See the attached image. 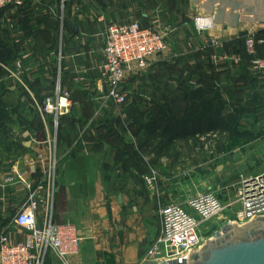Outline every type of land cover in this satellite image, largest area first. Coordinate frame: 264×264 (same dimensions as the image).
<instances>
[{"label":"crops","instance_id":"1","mask_svg":"<svg viewBox=\"0 0 264 264\" xmlns=\"http://www.w3.org/2000/svg\"><path fill=\"white\" fill-rule=\"evenodd\" d=\"M101 2L98 4L95 0H26L24 8L4 9L0 16V53L10 47L7 46L8 41L12 43L11 51L20 49V57L13 55V67L15 68L17 60L22 61L19 69L22 82L25 85L27 83L40 96L50 93L51 87L54 88L57 83L70 93L72 106L61 119L64 120L63 117L71 112L75 116L63 123L62 139L58 137L57 132L56 134L58 141L67 140L68 136H73V140L59 157L57 189L53 201L55 221L73 222L81 237L80 252L69 255L67 264H138L158 233V208L166 202L162 196L159 197V193H148L142 180L143 173L136 167L132 166L129 171L124 172L118 164L114 165L116 149L130 152L124 146V136L130 141L133 137L124 127L129 117L123 115L121 119H117L119 116L113 113L111 106L104 103L106 86L100 78L98 66L102 61V33L105 27L111 21L138 20L143 27L161 29L165 33L168 48L152 56L145 71L138 75H129L123 82L130 95L132 92H138L139 98L134 99L133 96L127 106L130 110L135 104L145 111L144 119L141 120L143 123L149 115L147 105L156 101L163 102L162 94L168 88L173 90L179 83L166 76L168 79L165 78L163 85L164 89H167H160L157 91V97L152 99L149 94L154 92V85L150 80L165 76L164 65L178 59L183 60L192 69L211 67L215 74L211 75L209 83L213 82L219 87L223 99L237 103L240 100L233 94L241 93L240 99L245 106L242 119L264 112V78L258 79L251 74L247 65L249 61L237 50L241 47L239 39L242 32L264 30V22H242L237 27L228 26L226 29L214 24L208 31L200 33L195 28L193 16L204 14V11L195 0ZM58 3L60 7L57 6ZM60 12L61 22L58 21ZM63 17L65 23L62 22ZM58 28L63 37L60 39L63 52L61 53L60 47L59 61L54 54V48H47V51L42 52L38 47L40 37L54 40ZM25 47L30 49L29 62L21 53ZM218 72L221 73L220 76ZM187 84L195 85L192 80L187 81ZM8 89L10 91L2 93L14 106L26 103L27 98L29 99L22 94L24 89L18 84L15 88L10 86ZM12 96H17V99ZM32 107L30 105V108ZM252 107L255 113L248 110ZM23 108L26 110L29 107ZM120 120L123 121V126L119 123ZM103 126V133L113 130L121 137L119 140L115 139L112 147L103 142L105 152L103 151L102 156L106 155L105 161L95 155L93 142L99 128ZM47 132L50 134L48 126ZM78 140H82V143ZM76 143L80 144V148L72 151ZM84 145L88 146V150H82ZM25 147L28 150L16 163L3 162L0 166V232L4 231L12 243L23 238L14 218L26 197L23 187L16 183L13 173L30 170L32 187L36 188L37 194L41 196L43 187L39 186V183L43 170L38 157L49 154L46 138L43 141L33 139L30 145ZM108 147H111L110 150H107ZM113 168L118 169L116 177L112 174ZM10 175L16 182L6 183L5 178ZM47 252L45 264H65L56 251Z\"/></svg>","mask_w":264,"mask_h":264},{"label":"built area","instance_id":"2","mask_svg":"<svg viewBox=\"0 0 264 264\" xmlns=\"http://www.w3.org/2000/svg\"><path fill=\"white\" fill-rule=\"evenodd\" d=\"M64 0H62L63 2ZM26 0H0V10L6 8H24ZM194 25L198 32L208 31L214 23L210 15L196 14L193 16ZM257 31H247L245 34V50L251 55L250 66L264 75V57L256 56L255 46L264 43V37L256 38ZM101 54L102 61L98 66L100 78L106 86L104 103L111 106L113 113L119 117L125 112L129 94L124 90L123 82L129 75H138L145 71L149 59L168 48L163 30L143 27L138 20L128 22L111 21L102 33ZM22 53V52H21ZM16 70L10 73V78L28 93L31 104L38 111L41 120L51 117L54 133L47 132L48 155L39 156L42 173L39 186L43 187V194L39 196L36 188L32 187L31 171L24 169L16 171L5 178L6 183L16 182L23 187L26 197L15 214V224L20 228L23 238L12 243L6 233L0 232V264H45L47 251H56L60 260L67 264L69 255L78 254L81 237L76 225L71 222L57 223L54 219V196L57 189V159L55 147L60 117L68 113L72 104L70 93L62 89L59 83L54 90L40 96L38 99L30 88L25 85L19 69L22 61L15 62ZM82 143V140H78ZM75 148H80L76 143ZM83 151L88 146H83ZM148 172L142 176L148 191L158 194L157 171L150 166L146 159ZM264 164V162H263ZM237 209L230 218L221 221L220 213L224 210L222 199L210 190L198 191L180 204L173 201L160 204L159 229L155 238L150 242L138 264H165L167 260L182 261L191 251H197L202 244L214 236V232L224 223L244 224L258 217L264 216V167L257 173L242 175L235 188ZM218 218L215 226L200 231L202 225Z\"/></svg>","mask_w":264,"mask_h":264},{"label":"rangeland","instance_id":"3","mask_svg":"<svg viewBox=\"0 0 264 264\" xmlns=\"http://www.w3.org/2000/svg\"><path fill=\"white\" fill-rule=\"evenodd\" d=\"M58 7H60V4H57ZM61 12L58 14V21L61 22ZM62 22L65 23V19L63 17ZM67 25V24H66ZM257 29V28H256ZM6 37V34H4ZM46 35V34H44ZM37 37L39 35L37 34ZM41 39V42H40ZM38 41V45L40 42V45L38 47L39 50L47 51V48H54L56 58H58V61L60 59L59 51L61 47L60 39L62 40L63 37H61V33L59 28L57 29V33L55 35L54 40L46 39L45 37H40ZM48 41V43H47ZM7 46H12V43L8 41ZM6 48L4 53H0V94L2 92L10 91L8 88L10 86H14V88L17 86L18 82L17 80H13V78H10V71H14L16 69L13 67V63L15 60V57L13 56L15 54L16 57H20V49L13 50ZM20 48V47H19ZM30 49L27 50L25 47L22 54L26 57V61L29 62L30 56L28 55ZM2 52V50H1ZM63 52L61 47V53ZM14 57V58H13ZM23 64V63H22ZM199 65V64H198ZM247 65L250 67L249 71H251V74L255 76V78L260 79L261 77L264 78L263 74L256 73L252 67L247 63ZM210 67V66H209ZM165 70V76H162L160 79L157 77H154L153 80H150L152 82L153 86V93H150L152 99L157 97V91H161L164 89L165 84V78L166 76L175 79L176 82L186 83L189 80L194 81L195 77L199 76L202 78V82L209 83L211 75H214V70H211L212 68H189L183 60H175L174 62H168L164 65ZM211 70V73H210ZM219 76L221 73H217ZM173 76V77H171ZM3 78V79H2ZM56 79V78H55ZM168 79V78H166ZM55 81V80H54ZM164 81V82H163ZM19 85V84H18ZM27 85V83H26ZM30 90L33 91L35 96L40 99V94L36 92L32 87L27 85ZM20 88H22L20 86ZM52 91L54 90L53 87ZM23 89V88H22ZM165 88L164 90H166ZM169 89V88H168ZM167 89V90H168ZM25 90V89H24ZM124 90L128 92L129 98L132 99H138L139 95L136 91L133 93L132 96L130 95L129 91L124 87ZM243 90V88H242ZM168 93V92H167ZM22 94L26 97L28 96V93L25 91L22 92ZM236 96L240 101H237L236 104H241L243 106V100L241 98V93L233 94ZM10 96H7L9 98ZM17 99V96L13 97ZM30 99V97H29ZM27 98L26 103H19L20 105H23L25 107H29L26 110H24L23 106H21L18 110H20L23 115V117L26 119V121L30 122L29 124H20L18 120L15 121L14 125V133L17 135L21 130H24L19 133V138L22 140H26V142H30L31 140L35 139L36 141H43L46 137V127L44 122L41 120V117L39 113L34 110L33 108H30L31 99L29 101ZM33 106V105H32ZM130 107V106H129ZM245 109V106H243ZM147 109H149V112H151L154 109L153 103L150 105H147ZM252 111V113H255L254 107L251 109H248ZM109 114V113H106ZM145 114V111H142L137 107V105L134 104L133 107L128 109V106L125 108V112L122 114L127 115L129 118L126 122L125 129L130 132L132 135V140L130 141L129 138H125L124 136V146L127 147L128 151L134 150L133 146L137 145L138 142V135L135 133L137 132V128L141 123V120H143V116ZM117 115V114H116ZM253 116H246L245 119H242L243 123L240 125L241 129H250L251 131H254L256 134L260 135L259 139L256 140H241V139H230L229 141L224 143V151L220 154L217 149H215V143L212 142V144L206 143L205 146L201 149L200 146L194 147L192 146L193 143H183L180 142L174 149H171L167 153V155L161 156V157H155L156 162L153 161V163L150 164V166L154 167V169L157 171V188H158V195L159 197L162 196L163 199H165V202H176L182 204L185 199L191 195H194L195 193H198V191H205L210 190L212 192H215L219 195V197L222 199L224 210L220 213V219L221 221L228 220L231 216V214L234 213V211L237 209V201L235 197V188L239 182V179L242 175L246 174H254L257 172H260L263 170L264 167V112L261 114H252ZM75 116L73 112L69 113L67 116L63 117L64 120L61 119L60 124L58 126V137H61L63 134V123L65 121H69L70 117ZM110 116V115H109ZM121 116V117H122ZM111 117V116H110ZM147 117V116H146ZM112 118V117H111ZM117 119H121L120 117H117ZM46 124L48 126V129H50V135L52 136V129H54V126L52 125L51 117L45 119ZM120 124L123 126V121H119ZM118 123V124H119ZM29 127V128H28ZM105 128V126L99 128V133L96 135L97 137L94 138V146H95V155L100 156L101 158H104L103 161L106 160V155L102 156V154L105 152L103 150V147L105 144L108 146H113L114 141L121 139L120 135L113 132V130L106 131V133H103L102 130ZM29 129V130H25ZM73 137V136H72ZM71 136H68L67 140L63 141H57L56 147L54 153H56V159H58L57 167L60 164L59 157L62 154V151L67 147L68 144H70L73 140ZM126 139L127 142H126ZM105 142V144H103ZM132 146V147H131ZM64 147V148H62ZM111 147H108L107 150H110ZM93 150V148H92ZM104 151V152H103ZM19 157H17L14 160L10 161H4L9 163H16ZM150 158L152 156H145V160L147 159L150 162ZM56 167V169H57ZM118 169L113 168V176L116 177V173ZM58 171V169H57ZM147 170H144L142 176L144 173H147ZM143 180V179H142ZM149 193V191H148ZM154 194V193H153ZM156 195V194H154ZM219 221L218 218H215L213 220H210L207 222V224L202 225L200 228V231L203 233H207L208 227L211 225L215 226V222Z\"/></svg>","mask_w":264,"mask_h":264},{"label":"trees","instance_id":"4","mask_svg":"<svg viewBox=\"0 0 264 264\" xmlns=\"http://www.w3.org/2000/svg\"><path fill=\"white\" fill-rule=\"evenodd\" d=\"M3 11L4 9L0 10V16ZM256 33V38L264 37V30ZM245 34L243 31L239 39L241 51L237 50L250 63L251 55L244 46ZM255 49L256 56L264 57V43L257 44ZM193 80L194 86L179 82L176 88L168 89L162 94L163 102L153 103L154 109L149 112L147 120L137 128L135 134L138 135V142L134 150L126 152L116 149L114 165L118 164L124 172L133 166L143 173L148 169L145 156H152L149 162L151 164L156 162L155 157L167 155L180 142L193 143L192 146H200L201 149L206 143L214 142L215 149L221 154L225 149L224 143L230 139L252 141L260 138L254 131L240 128L245 111L241 104L223 99L215 83H204L199 76ZM20 107V104L14 106L7 101L4 93L0 94V166L4 161L23 156L28 150L25 140L19 138V133L24 130L17 135L14 133L16 120L20 121L19 125L30 123L18 110Z\"/></svg>","mask_w":264,"mask_h":264},{"label":"water","instance_id":"5","mask_svg":"<svg viewBox=\"0 0 264 264\" xmlns=\"http://www.w3.org/2000/svg\"><path fill=\"white\" fill-rule=\"evenodd\" d=\"M101 4V0H95ZM215 25L223 29L239 23L264 22V0H195ZM2 19L0 18V26ZM29 146L30 142H25ZM120 199V194L118 195ZM150 264H157L151 261ZM165 264H264V216L247 223H224L212 239L191 251L182 261L167 260Z\"/></svg>","mask_w":264,"mask_h":264},{"label":"bare ground","instance_id":"6","mask_svg":"<svg viewBox=\"0 0 264 264\" xmlns=\"http://www.w3.org/2000/svg\"><path fill=\"white\" fill-rule=\"evenodd\" d=\"M259 24H261L260 22H258ZM258 23H256V24H258Z\"/></svg>","mask_w":264,"mask_h":264}]
</instances>
